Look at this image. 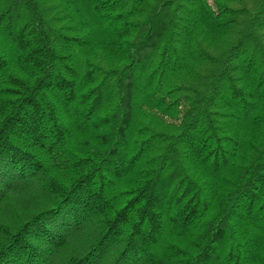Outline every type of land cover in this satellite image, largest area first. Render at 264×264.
I'll list each match as a JSON object with an SVG mask.
<instances>
[{"label": "trees", "instance_id": "trees-1", "mask_svg": "<svg viewBox=\"0 0 264 264\" xmlns=\"http://www.w3.org/2000/svg\"><path fill=\"white\" fill-rule=\"evenodd\" d=\"M0 264H264V0H0Z\"/></svg>", "mask_w": 264, "mask_h": 264}, {"label": "rangeland", "instance_id": "rangeland-1", "mask_svg": "<svg viewBox=\"0 0 264 264\" xmlns=\"http://www.w3.org/2000/svg\"><path fill=\"white\" fill-rule=\"evenodd\" d=\"M77 4H69L68 5V12L74 13L76 11ZM73 24L75 27L78 28V31L85 35L90 40L89 48H87V52L90 54V56H96L97 58L103 57L105 54V45L100 42L96 37H94V27L93 23L90 20V18L85 17L81 12L76 15V18L73 20ZM87 26V27H85ZM84 50L81 51V53Z\"/></svg>", "mask_w": 264, "mask_h": 264}]
</instances>
